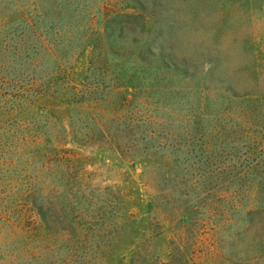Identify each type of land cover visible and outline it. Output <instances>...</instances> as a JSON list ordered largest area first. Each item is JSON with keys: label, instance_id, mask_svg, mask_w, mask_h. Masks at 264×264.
I'll use <instances>...</instances> for the list:
<instances>
[{"label": "rangeland", "instance_id": "obj_1", "mask_svg": "<svg viewBox=\"0 0 264 264\" xmlns=\"http://www.w3.org/2000/svg\"><path fill=\"white\" fill-rule=\"evenodd\" d=\"M1 69L41 83L59 113L25 120L79 162L71 187L42 175L55 196L46 222L22 221L29 259L0 227V264H131L137 248L148 264H264V0H0ZM2 75L13 220L15 179L41 159L16 152Z\"/></svg>", "mask_w": 264, "mask_h": 264}, {"label": "trees", "instance_id": "obj_2", "mask_svg": "<svg viewBox=\"0 0 264 264\" xmlns=\"http://www.w3.org/2000/svg\"><path fill=\"white\" fill-rule=\"evenodd\" d=\"M26 71L27 70H20L18 73H16V71L7 73V69L0 70V74H3L1 76L3 82L10 80L7 84L12 89L10 95L14 100L8 115H6L9 119L5 120V123L11 124L10 127L13 128L14 135H18L21 140V143L17 145L16 152L27 155L31 154L33 156L36 155L41 159V164L38 167L34 166L30 175L16 177V191L14 193L15 211L13 214V216L16 214V217L14 216L16 219L13 217L12 220L11 215L5 211V208H3L0 211V227L7 226L14 232V234L16 231L21 233L26 244L24 249H27L26 252H24V256L29 259L31 256L28 247L30 235L27 228L23 226L24 223H22V221L29 212H32L39 217L41 223L46 222L44 213L46 202H50L55 196L54 188L47 186L42 175H52L57 182L64 180L65 183L61 185L66 187L73 186L71 173H69V171L73 170L75 167L74 165L79 162V155L76 152H72L73 150L66 148L63 141L57 140L56 142H52L49 139L51 133L49 134L44 128L37 127L34 124L31 126V123H28L25 120L24 116L30 109H38L39 114L47 109V112L50 115L53 113L58 114V109L60 110V107L57 104L49 105L48 103L43 102L45 99L41 95H44L45 93L41 83L35 78L26 75L24 73ZM5 74H10L12 77ZM5 132L6 131H4V134H6ZM12 151H15L13 145H2L0 143V160L6 163L8 160L7 157L12 154ZM64 169H67L68 171L65 172ZM60 170L63 171L60 173ZM58 175L62 176L58 177ZM155 222L153 221L149 227V237L145 239L149 245L144 248L145 250L148 247L151 248V242L155 238L150 235V231H155ZM158 235L159 233L157 236ZM175 242L177 244L176 247ZM173 247L176 252L182 253L183 246L177 241V239L174 241ZM131 260V264H148V261L143 255V250L140 248H137L133 253Z\"/></svg>", "mask_w": 264, "mask_h": 264}]
</instances>
